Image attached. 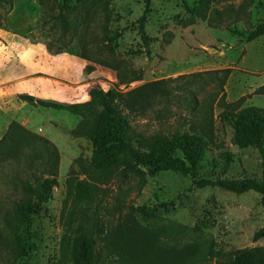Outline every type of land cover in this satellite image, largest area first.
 <instances>
[{
    "label": "rangeland",
    "instance_id": "obj_1",
    "mask_svg": "<svg viewBox=\"0 0 264 264\" xmlns=\"http://www.w3.org/2000/svg\"><path fill=\"white\" fill-rule=\"evenodd\" d=\"M60 2L0 0V86L15 81L41 60L43 44L50 55L57 54L48 45L54 50L66 47L63 53L81 59L82 71L94 77L83 76L78 83L96 81L84 86L85 91L117 88L124 92L151 81L200 73L203 77L194 83L187 84V78L172 83L197 90L200 98L215 89L207 73L229 69L223 87L226 101L264 109V34L246 40L264 20V0H87L83 6L68 0L69 8L63 11ZM59 13L62 20L56 18ZM142 16L146 40L139 28ZM104 33L114 37L110 44ZM51 66L66 71L72 64ZM4 90L0 87V264H75L81 238L91 232L100 253L96 264H117L114 258H104L101 240L119 215L113 212L115 197L123 198L126 206L142 207L143 212H134L138 223L156 238L159 248L185 253L186 264H215L230 260L237 251L264 248V239L253 240L264 226L258 194L197 188L189 176L175 171L149 174L144 168L146 182L138 191L133 176L118 178L91 168V143L67 133L75 128H68L73 126L71 121L79 122V117L31 104L17 114L19 98L5 96ZM170 109L163 121L150 115L134 119L133 125L147 134L172 132L187 112L176 105ZM215 134V145L201 156L199 178L259 180L258 150L242 144L217 119ZM34 137L47 139L57 149V186L26 220L18 217L15 204L24 200L22 185L32 179L30 174H40L38 160L32 157L45 153L43 143ZM13 148L17 159L11 156ZM74 161L78 162L70 173ZM68 179L98 186L95 200L79 201ZM16 236L25 239L20 255H16L20 245Z\"/></svg>",
    "mask_w": 264,
    "mask_h": 264
},
{
    "label": "trees",
    "instance_id": "obj_2",
    "mask_svg": "<svg viewBox=\"0 0 264 264\" xmlns=\"http://www.w3.org/2000/svg\"><path fill=\"white\" fill-rule=\"evenodd\" d=\"M83 6L87 0H76ZM68 0L59 3L60 11L69 8ZM62 20L61 13L56 16ZM144 16L139 19V28L144 40ZM264 34V20L255 26L247 35L248 42ZM110 44L114 37L104 33ZM112 38V39H111ZM147 44V42H146ZM48 50L53 54L66 52V47ZM215 81L214 90L202 97H197V90L182 85L173 86L178 79L187 78V84L194 83L203 74L193 73L175 79H161L141 84L126 91L117 88L102 90L93 88L89 92V100L82 103H63L48 99H36L29 95H18L32 105L53 110H64L79 117L75 128L67 133L73 137L86 138L93 147L90 166L96 171L111 173L110 176L136 178L135 188L140 191L145 185L144 168L149 174L163 171H175L189 176L197 188L207 186L242 194L252 191L259 195L260 206L264 210V109L255 106L240 107V101L227 102L224 85L230 74L229 69H218L211 73ZM119 78V76H117ZM133 81V80H132ZM131 80L126 83H131ZM121 83V82H120ZM122 82L121 84H124ZM185 83V84H186ZM180 92V93H179ZM176 105L187 112L180 115L182 121L172 131L166 133H143L133 125L136 118L153 115L163 119ZM218 110L217 117L214 111ZM229 127L237 140L246 146L255 147L262 158V173L259 180H206L199 178V162L204 151L215 145V120ZM45 146L44 155L36 154L34 159L41 167L40 174L31 173V180H26L22 189L25 198L15 204L18 217L26 219L37 213L43 204L52 196L57 186L58 152L47 139L34 137ZM17 148L10 150L11 156L17 159ZM41 159V160H39ZM74 161L70 173H74ZM32 163V162H31ZM81 167V171H83ZM68 187H72L77 199L91 203L95 200L99 187L91 181L68 179ZM121 194V191H119ZM125 195V193H123ZM114 211L118 218L114 225L107 227L101 237L104 242V258L117 261V264H186L185 253L173 254L157 245L156 238L149 234L137 221L134 212H143L142 207L133 208L123 204V198L115 197ZM126 210L124 213L123 211ZM93 232L81 238L78 259L75 264H96L100 253L97 252ZM264 239V226L253 235V240ZM20 245L16 255L21 254L25 239L16 236ZM215 264H264V248L254 251H237L228 261Z\"/></svg>",
    "mask_w": 264,
    "mask_h": 264
},
{
    "label": "crops",
    "instance_id": "obj_3",
    "mask_svg": "<svg viewBox=\"0 0 264 264\" xmlns=\"http://www.w3.org/2000/svg\"><path fill=\"white\" fill-rule=\"evenodd\" d=\"M41 46L43 47V51L39 52L41 60L28 67L29 69H27L24 74L19 75L15 81L9 80L8 82H3L1 84L0 87L2 90L3 88L5 89L3 91L4 95H13L18 97V95L24 94L32 96L36 99H48L69 104L88 101L89 92L92 88L88 89V91L86 90V92L84 90V86L92 85L94 80H89L90 82L86 81L83 85L78 82H80V79L83 76L85 79H90L94 76H88L84 71H82L83 67L81 65V59L67 53L50 55L46 51L43 44H41ZM53 62L72 64V67H69L66 71H59L51 66V63ZM65 77L68 79L66 83L64 82ZM95 82L96 81H94V83ZM9 86L11 87L9 88ZM17 101V114L30 104L20 99ZM47 112L48 114H51L49 110L46 111V113ZM60 117L67 121L68 118H70L67 115H61ZM11 118V120L15 119L14 116ZM20 122L21 124H24V122ZM71 122L73 123V126L68 127L70 129L74 128L78 121L76 122L72 120Z\"/></svg>",
    "mask_w": 264,
    "mask_h": 264
}]
</instances>
